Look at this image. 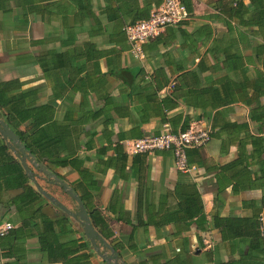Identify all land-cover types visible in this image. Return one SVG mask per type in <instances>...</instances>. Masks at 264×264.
Here are the masks:
<instances>
[{
	"label": "crops",
	"instance_id": "crops-1",
	"mask_svg": "<svg viewBox=\"0 0 264 264\" xmlns=\"http://www.w3.org/2000/svg\"><path fill=\"white\" fill-rule=\"evenodd\" d=\"M191 1L193 14L144 42L136 58L125 28L156 0H0V84L29 104L20 141L76 191L86 181L75 166L90 169L95 185L77 193L105 216L112 235L96 230L125 264L261 260L250 237H231L224 222L264 210V25L252 23L249 0L241 17L221 10L230 0ZM0 119L10 128L19 120L2 108ZM187 121L212 130L187 150L195 170H179L169 150L126 147ZM47 135L54 139L44 144ZM26 162L41 188L78 209ZM14 181L0 153V225L14 230L0 237V264H106L78 220L60 221L63 211L46 197L40 211L16 203L23 189ZM41 213L59 223L47 230Z\"/></svg>",
	"mask_w": 264,
	"mask_h": 264
},
{
	"label": "trees",
	"instance_id": "trees-1",
	"mask_svg": "<svg viewBox=\"0 0 264 264\" xmlns=\"http://www.w3.org/2000/svg\"><path fill=\"white\" fill-rule=\"evenodd\" d=\"M162 1L163 0H156V2L154 3V8L158 7L162 3ZM181 2L186 6L188 16L192 15L193 14L192 1L191 0H181ZM249 4H251V6H252V11H250V13H249L250 16H252L253 20H254L252 23L254 25L258 26L259 30H260L262 24L264 25V0H249ZM152 7H153V5L148 7L147 14H146L145 10L142 12V14L140 16L142 18V20L147 19L149 17L151 10L154 9ZM221 10L223 12H226L229 16L241 17L244 13H246V11H248V8L246 7V4H244L243 0H230L229 3H227L221 7ZM133 23L134 22L129 23V24H133ZM182 23H184V22H182V20H181L177 24H182ZM129 24H127V25H129ZM143 44L141 45L142 50H143ZM129 47L130 46L128 44V49H129ZM9 86H11V84H8V83L0 84V108L4 109L8 113L9 117H14V116L18 117V119H19L18 122L14 125V128H11V129L18 135L19 139L21 140L24 132L19 129V126L21 125L22 121L25 120V118L22 115L26 110H28L27 106L29 104L25 101L24 93H15L12 89L9 90ZM26 127H27V129L28 128L33 129L34 127H38L37 122H29V123H27ZM188 127H189L188 121L184 122V124L181 127V130H185ZM210 134L212 136V130H211ZM48 136L49 135L44 137V140H43L44 144L47 142H50L54 139L53 137L48 138ZM35 142H36V140H35ZM198 147H200V146H198ZM193 148H197V147H193ZM0 153L3 156V158L5 160H7L8 163L13 164V170L15 172L14 183L16 186H20L23 189L22 193L18 195L15 202L19 203V204L22 203V205H25V206L35 207L37 211H40L41 208L43 207L44 203H47L48 201L46 199H44L43 195L34 187V185L32 183H28V177L26 176V174L23 170V166L21 165V163L19 164L17 159L11 155L10 148L7 144L0 145ZM38 160L41 162L42 161H48L44 158H42V159L39 158ZM38 160L36 159L37 162H38ZM56 162H58L59 164H62V165H66V163H68L66 158H60ZM75 167H77L83 181H86L83 183H79L77 185V191L78 190H79V192L82 190L84 191L86 189V186L95 185V181L93 179L90 178L89 180H87L91 175L90 169L88 167L83 166V165L82 166L77 165ZM37 175H39V174H37ZM41 178H42V176H41ZM45 181L49 184H54V183L48 182L47 180H45ZM54 185H56V184H54ZM74 190L77 193L76 189H74ZM80 197L84 202V205H85L86 211L88 213L89 219H90L92 225L94 226V228L97 230H100L101 233H104L105 237H107V238L110 237L112 235V232L110 230L105 232L106 229L108 230V223L106 222L105 216L102 214V212L98 208H96V207L90 208L86 204L85 198L82 194L80 195ZM16 205H18V204H16ZM19 208H20V206H19ZM62 214L63 215H62L60 221H62L64 223L67 221L68 214H66L65 212H63ZM40 217L42 218V223L47 230L48 229L52 230V226L54 225V223H57V224L59 223V219L49 218L48 216H45L42 213L40 214ZM28 221H30V220H28ZM28 221L27 222L24 221L23 223H28ZM34 223L35 222H32V225ZM224 226L228 229L231 237H233V236L236 237V236H241V235L250 237L249 246H250V249L252 251L251 255L253 254L254 256H257L258 252L260 254H262L261 260H259V262H254L251 264H264V210L261 213L257 211L250 218H240V217L228 218L225 220ZM239 227H244L246 230L243 232H239V230L235 231V229L236 228L238 229ZM11 229L6 234L9 233V235H10L11 233H13L14 230H11ZM6 234H4V235H6ZM4 235H2V236H4ZM78 247L82 248V249H87L88 248V242L80 243L78 245ZM80 256H83L84 258L89 259L90 254L83 252L80 254ZM236 263L237 264H250L249 262L244 261L242 259L239 261H236ZM221 264H228V263H221Z\"/></svg>",
	"mask_w": 264,
	"mask_h": 264
},
{
	"label": "built area",
	"instance_id": "built-area-1",
	"mask_svg": "<svg viewBox=\"0 0 264 264\" xmlns=\"http://www.w3.org/2000/svg\"><path fill=\"white\" fill-rule=\"evenodd\" d=\"M188 16L186 6L181 0H163L151 10L147 19L136 21L125 28L129 42V51L136 58L143 57L141 45L156 36L168 25H175ZM211 129L190 125L185 130L173 132L165 128L157 135L143 136L126 142L128 151L132 153H151L156 150H169L175 166L184 172L195 170V166L187 161V150L206 144L211 138ZM12 224L5 222L0 225V236L6 234Z\"/></svg>",
	"mask_w": 264,
	"mask_h": 264
},
{
	"label": "water",
	"instance_id": "water-1",
	"mask_svg": "<svg viewBox=\"0 0 264 264\" xmlns=\"http://www.w3.org/2000/svg\"><path fill=\"white\" fill-rule=\"evenodd\" d=\"M0 134L6 141L10 150L13 151L19 158L27 176L34 183L37 190L49 201L58 206L63 212L78 220V222L81 224L83 234L90 241L95 252L102 258V260L106 264H125L119 259L117 251L94 228L89 219L84 202L81 197L75 192V190L67 182L59 178L54 172L46 168L42 163L37 162L32 153L27 150L25 145L20 141L18 135L1 119ZM26 160H29V162L38 170V172L43 174V179L62 188V190L77 203L78 209L75 211L69 209L61 201H59L54 196H51L43 188H41L36 180V177L38 175H35L33 170H31V168L28 166ZM100 246L102 247V249H100ZM108 250L109 252H107Z\"/></svg>",
	"mask_w": 264,
	"mask_h": 264
}]
</instances>
